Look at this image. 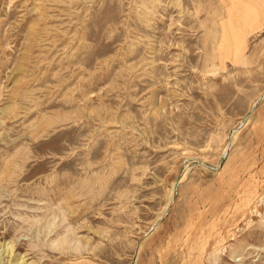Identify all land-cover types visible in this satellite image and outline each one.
<instances>
[{
    "label": "rangeland",
    "instance_id": "obj_1",
    "mask_svg": "<svg viewBox=\"0 0 264 264\" xmlns=\"http://www.w3.org/2000/svg\"><path fill=\"white\" fill-rule=\"evenodd\" d=\"M263 8L0 0V264H264Z\"/></svg>",
    "mask_w": 264,
    "mask_h": 264
},
{
    "label": "bare ground",
    "instance_id": "obj_2",
    "mask_svg": "<svg viewBox=\"0 0 264 264\" xmlns=\"http://www.w3.org/2000/svg\"><path fill=\"white\" fill-rule=\"evenodd\" d=\"M264 1V0H263ZM261 12H262V14H264V8L261 10ZM253 224V223H252ZM225 250V249H224ZM214 253V252H213ZM221 253V252H220ZM216 254H217V252H216ZM215 254V255H216ZM219 257V256H218Z\"/></svg>",
    "mask_w": 264,
    "mask_h": 264
},
{
    "label": "crops",
    "instance_id": "obj_3",
    "mask_svg": "<svg viewBox=\"0 0 264 264\" xmlns=\"http://www.w3.org/2000/svg\"><path fill=\"white\" fill-rule=\"evenodd\" d=\"M257 30V29H256Z\"/></svg>",
    "mask_w": 264,
    "mask_h": 264
}]
</instances>
